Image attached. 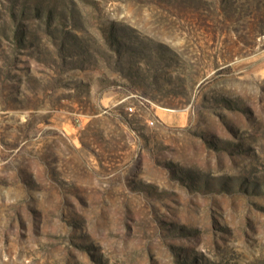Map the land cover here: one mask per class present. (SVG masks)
<instances>
[{
  "label": "rangeland",
  "instance_id": "rangeland-1",
  "mask_svg": "<svg viewBox=\"0 0 264 264\" xmlns=\"http://www.w3.org/2000/svg\"><path fill=\"white\" fill-rule=\"evenodd\" d=\"M0 264H264V0H0Z\"/></svg>",
  "mask_w": 264,
  "mask_h": 264
}]
</instances>
